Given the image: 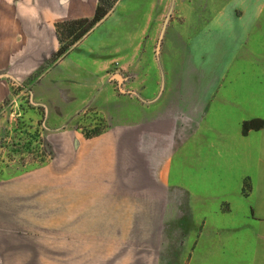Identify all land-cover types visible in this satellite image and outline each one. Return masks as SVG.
<instances>
[{"label": "crops", "instance_id": "1", "mask_svg": "<svg viewBox=\"0 0 264 264\" xmlns=\"http://www.w3.org/2000/svg\"><path fill=\"white\" fill-rule=\"evenodd\" d=\"M97 2L0 0V101L32 77L30 95H84L106 119L89 137L72 130L68 162L103 166L115 225L144 229L131 259L264 264V125L242 131L246 120L264 121V0H232L194 39L159 28L146 76L135 77L129 94L123 74L108 68L139 50L129 38L146 34L152 0H116L40 71L58 48L55 25L91 18ZM175 32L181 37L171 44ZM0 183L6 252V179Z\"/></svg>", "mask_w": 264, "mask_h": 264}, {"label": "rangeland", "instance_id": "2", "mask_svg": "<svg viewBox=\"0 0 264 264\" xmlns=\"http://www.w3.org/2000/svg\"><path fill=\"white\" fill-rule=\"evenodd\" d=\"M152 1L155 17L147 23L146 34L129 38L139 50L131 52L124 66L114 62L108 68L123 74L128 94L135 77L146 76L159 28L171 33L181 29L187 40L194 39L232 0ZM175 34L167 37L171 44L181 37ZM56 38L58 48L69 41ZM126 38L122 37L124 45ZM64 54L55 60L51 55L40 71ZM30 79L0 101V182L6 179V252L0 250V264H140L131 256L144 242V229L115 225L121 222L104 205L106 181L99 179L103 166L85 170L83 163L68 162L66 144L72 130L80 127L85 134L95 135L107 126L106 119L90 100L83 101L84 95H74V100L69 98L72 95H30ZM19 88L25 91L15 95ZM172 262L177 264L178 259L153 260V264Z\"/></svg>", "mask_w": 264, "mask_h": 264}, {"label": "trees", "instance_id": "3", "mask_svg": "<svg viewBox=\"0 0 264 264\" xmlns=\"http://www.w3.org/2000/svg\"><path fill=\"white\" fill-rule=\"evenodd\" d=\"M116 0H98L94 15L87 19H75L69 21L58 22L55 25L56 35L59 39H69L68 43L58 48L52 55L51 60L64 54L68 47L78 41L86 34L97 22H99L113 7ZM264 125V121L260 119L246 120L242 123V131L247 132L250 129H257ZM96 132V131H95ZM95 132H93L95 134ZM92 136L91 134H85Z\"/></svg>", "mask_w": 264, "mask_h": 264}, {"label": "water", "instance_id": "4", "mask_svg": "<svg viewBox=\"0 0 264 264\" xmlns=\"http://www.w3.org/2000/svg\"><path fill=\"white\" fill-rule=\"evenodd\" d=\"M115 78H116L117 80H121V76H120V74H115Z\"/></svg>", "mask_w": 264, "mask_h": 264}]
</instances>
